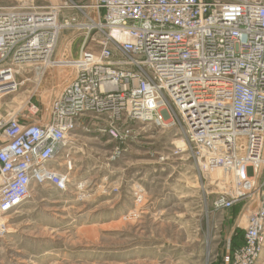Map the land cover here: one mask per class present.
I'll use <instances>...</instances> for the list:
<instances>
[{
  "label": "built area",
  "instance_id": "1",
  "mask_svg": "<svg viewBox=\"0 0 264 264\" xmlns=\"http://www.w3.org/2000/svg\"><path fill=\"white\" fill-rule=\"evenodd\" d=\"M75 8L81 10L34 0L0 6V109L25 81L31 79L36 91L48 72L72 71L45 101L0 117V238L8 233L2 216L16 214L33 186L67 191L72 138L78 129L91 132L82 120L105 123L96 130L117 144L110 160L121 155L120 145L131 137L129 125L144 122L180 128L184 146L178 152L185 149L196 159L205 190L213 196L211 207L242 206L237 227L243 243L232 251L229 264H259L264 250V0H91L94 17L81 12L87 22L59 18L61 10ZM69 28L84 31L78 57L69 56L73 40L58 59L60 32ZM92 31L101 38L92 37L89 48ZM240 137L245 146H237ZM60 152L63 169L54 162ZM132 193L140 204L143 189L136 186Z\"/></svg>",
  "mask_w": 264,
  "mask_h": 264
},
{
  "label": "rangeland",
  "instance_id": "2",
  "mask_svg": "<svg viewBox=\"0 0 264 264\" xmlns=\"http://www.w3.org/2000/svg\"><path fill=\"white\" fill-rule=\"evenodd\" d=\"M14 1L0 0V6ZM34 2L81 8L61 10L59 18L75 17L85 23L81 12L94 17L88 9L91 0ZM83 32L73 28L60 32L58 59L73 40L72 57L77 59ZM92 37L99 39L101 34L92 31L89 48ZM71 73L48 72L36 91L31 79L25 81L19 92L3 100L0 117L20 105L26 110L29 103L45 101L57 82ZM105 126L92 119L90 133L76 131L65 193L33 186L16 214L2 216L8 233L0 238V264H229L234 247L243 241L242 229L237 227L242 206L234 211L211 207L213 196L205 190L207 182L196 159L187 151L178 152L184 146L177 144L184 141L180 128L131 123L133 133L120 145L121 155L110 160L117 144L96 130ZM236 142L239 147L247 143L244 137ZM54 162L65 168L62 152ZM136 186L145 193L140 204L133 198ZM262 253L259 264H264Z\"/></svg>",
  "mask_w": 264,
  "mask_h": 264
},
{
  "label": "crops",
  "instance_id": "3",
  "mask_svg": "<svg viewBox=\"0 0 264 264\" xmlns=\"http://www.w3.org/2000/svg\"><path fill=\"white\" fill-rule=\"evenodd\" d=\"M64 37H65V36H64ZM62 44H63V43H61L60 48L58 49V51H61L60 49H62ZM58 45H59V44H58ZM63 45H64V44H63ZM71 49H72V48H71ZM71 49L69 50V51H70V54H71V55H69L70 57H72V51H71ZM63 50H64V49H63ZM62 53H63V52H62ZM62 53H61V54H62ZM61 54H60V55H61ZM72 58H73V57H72ZM81 123H82V124H87V125L90 127V125H91V123H92V120L85 119V120H82ZM91 128H92V126H91Z\"/></svg>",
  "mask_w": 264,
  "mask_h": 264
},
{
  "label": "trees",
  "instance_id": "4",
  "mask_svg": "<svg viewBox=\"0 0 264 264\" xmlns=\"http://www.w3.org/2000/svg\"><path fill=\"white\" fill-rule=\"evenodd\" d=\"M237 207H240V206H237ZM235 209H236V207L233 208L232 211H234ZM237 209H239V208H237ZM235 238H236V237H235ZM236 239H237V238H236ZM242 243H243V241H242ZM241 245H242V244H241ZM241 245H239V246L236 245L234 248L236 249V248L240 247ZM233 250H234V249H233Z\"/></svg>",
  "mask_w": 264,
  "mask_h": 264
},
{
  "label": "bare ground",
  "instance_id": "5",
  "mask_svg": "<svg viewBox=\"0 0 264 264\" xmlns=\"http://www.w3.org/2000/svg\"><path fill=\"white\" fill-rule=\"evenodd\" d=\"M177 144L183 145L182 142H179V143H177ZM181 152H185V149L182 150ZM244 220H245V218H243L242 223H243Z\"/></svg>",
  "mask_w": 264,
  "mask_h": 264
}]
</instances>
